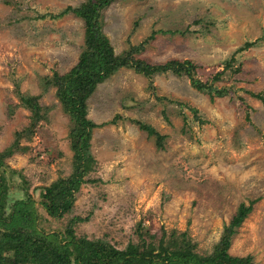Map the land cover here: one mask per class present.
Instances as JSON below:
<instances>
[{
  "label": "rangeland",
  "instance_id": "1",
  "mask_svg": "<svg viewBox=\"0 0 264 264\" xmlns=\"http://www.w3.org/2000/svg\"><path fill=\"white\" fill-rule=\"evenodd\" d=\"M84 1L0 0L7 198H30L44 234L69 226L77 238L121 251L184 233L199 256L212 253L237 206L249 204L226 253L264 264V0H125L102 10L101 33L115 56L141 45L133 57L151 64L188 60L193 78L220 94L194 89L184 75L117 69L85 102V119L97 126L86 148L94 164L69 213L52 219L40 207L42 189L72 169L70 118L49 81L77 63L84 30L70 13L50 15ZM25 97L42 116L34 127ZM141 126L162 138L160 148ZM73 217L80 222L70 224Z\"/></svg>",
  "mask_w": 264,
  "mask_h": 264
},
{
  "label": "trees",
  "instance_id": "2",
  "mask_svg": "<svg viewBox=\"0 0 264 264\" xmlns=\"http://www.w3.org/2000/svg\"><path fill=\"white\" fill-rule=\"evenodd\" d=\"M115 1L125 0H85L76 8L66 7L59 14L50 15V18L54 19L70 13L81 19L84 27L83 49L77 63L61 76L53 74L49 81L55 87V95L63 111L70 118L69 137L74 153L70 174L64 179H57L44 187L42 193L40 192L39 205L52 219L61 218L69 213L73 193L80 186L82 177L93 169L94 163L86 154V148L90 130L97 126L85 119V102L96 85L117 69H130L143 77L165 72H170L174 76L184 75L194 89L214 95L220 94L219 91L212 89L211 84L200 83L193 78L196 66L188 60L171 59L161 64H151L145 59L133 57L132 54L140 51L141 45L115 56L107 39L101 33L99 21L101 11ZM249 46L250 43L244 45L245 48ZM228 64H225V68ZM219 74L214 75L213 80L217 79ZM21 103L30 110L32 115L30 125L34 127L42 118L38 115L35 98L25 97ZM141 128L148 136L155 137L157 147L160 148L162 138L148 126ZM1 164L0 155V166ZM18 190L22 193L25 191L22 187H18ZM7 192L6 185H1L0 181V264H10L8 259L13 253L16 256L11 264H252L250 257L236 258L226 253L229 248V237L234 234V230L250 211L249 204L237 206L228 225L223 228L212 253L199 256L194 251L195 245L190 243L184 233L176 236L175 233H170V237L157 248L151 247L150 244L141 247L127 245L121 251L101 240L77 238L69 226L64 229L63 234L55 232L44 234L37 228L38 217L33 201L30 198H7ZM77 222H80L78 217H73L69 221L70 224ZM138 238L142 240L140 235ZM138 248L141 249L140 252Z\"/></svg>",
  "mask_w": 264,
  "mask_h": 264
}]
</instances>
